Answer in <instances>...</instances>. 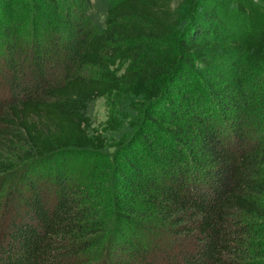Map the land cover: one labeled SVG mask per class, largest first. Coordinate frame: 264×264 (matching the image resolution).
<instances>
[{"label": "trees", "instance_id": "obj_1", "mask_svg": "<svg viewBox=\"0 0 264 264\" xmlns=\"http://www.w3.org/2000/svg\"><path fill=\"white\" fill-rule=\"evenodd\" d=\"M46 1L48 9L37 2L43 14L65 8ZM78 2L57 12L55 29H39L28 13L16 18L17 34L7 22L0 32L8 52L0 70V173L15 162L27 171L0 205V264H264V221L253 219L264 220V120L254 99L242 86L206 95L196 85L154 83L176 82L195 59L212 63L206 50L223 51L232 32L222 2ZM234 8L244 6L230 0ZM176 31L172 67L153 54L127 72L110 68L108 55L121 42ZM142 50L125 48L133 57ZM244 50L264 63V31ZM89 65L97 71L86 75ZM123 85L131 98L120 100L125 115L113 126L111 154L94 104ZM159 120L167 133L152 124ZM88 154L99 157L77 176L72 163Z\"/></svg>", "mask_w": 264, "mask_h": 264}, {"label": "rangeland", "instance_id": "obj_2", "mask_svg": "<svg viewBox=\"0 0 264 264\" xmlns=\"http://www.w3.org/2000/svg\"><path fill=\"white\" fill-rule=\"evenodd\" d=\"M55 1L58 4H62V6L65 8L55 10L56 13L53 11L52 13L48 12V14H43L39 11L41 9L37 8V2H40L42 6H45L46 9H48L50 8V2L48 3L46 0H0V32L2 31L4 34L5 31L3 28L7 22L10 26H12V30H14L17 34V30L15 29L17 24L16 18L18 16L25 17L24 15H28V13L30 14V20L35 22L39 29H42L43 31L49 28L55 29L52 23L55 21L54 18L56 14L58 15L59 13L61 16L64 14L66 15L68 7H70L71 9L69 10L72 11L75 3L78 5L79 0ZM220 1L222 2L220 9L222 11H228L224 18L227 22V26L230 25L229 29L231 28L230 30L232 32V35L229 36L227 45L223 48V51L219 52L217 49L206 50L212 59V63L207 66V64L201 63L200 60L195 59L193 63L188 64V66H185V68L179 72L182 73V77L176 82H171V79H169V81H164V79L161 77L154 83L158 86H163L166 84L169 89L172 87L171 90H173L174 87H178L180 90L185 89L186 91L188 88H193V86L196 85L197 87H201V92L206 95L208 93L209 95H214L215 92L218 91L217 86L224 87L228 90H230L231 87L238 89L242 86V89L250 93L252 96L251 98L254 99L253 101L255 105L258 106V109H256L259 110L258 118H260V120H264V63H255L250 54L244 50L246 44L253 43V41L258 38L259 33L264 31V0H239L244 6L243 10L238 8H234L233 10L227 9L230 4V0ZM8 5H11L13 8V13L12 16L6 19L5 17L7 16L6 14L9 9ZM23 11L26 13H23ZM3 34H0V70L2 69L1 64L3 62V58L8 53L4 48V45H2L4 40ZM178 36L179 32L176 31L158 38H139L121 42L119 50L112 51L111 54L108 55L110 68L114 69L118 74L127 72L129 70L135 69L136 67L138 68L143 66V63L147 60V58L149 56L152 57L153 54H155L159 60L165 62L167 66L172 67L171 63L177 58L178 55ZM11 38L22 39L23 36L19 38L16 35L15 37L11 36ZM135 43H140L143 46L140 56H128V54L125 52V48ZM229 51H233V55H237V53H239V60L236 58H231V53H229ZM96 71L97 69L90 65L86 66L82 70V72L86 75L93 74ZM175 71L173 72L175 73ZM241 74H243V76H241ZM197 78H200V80L195 83ZM235 78L240 79L239 81H236ZM204 85L208 87H204ZM126 90V87L123 85V87H121V91L100 96L95 100L94 104V125L98 130L106 133L107 140L109 144H111V154L116 152L114 149L116 148L117 142V139L115 138L116 129H114L113 126L116 127V125L119 124L121 118L125 115V112L120 110L122 109L120 106V100L127 97L129 99L131 98V96L127 95ZM3 91V86L0 84V96H4L2 95ZM192 95L194 94L192 93ZM168 98L169 97L167 96V98L165 97V99H162L156 108H164V102H166ZM138 116L140 117L141 113L138 112ZM152 124L154 126L156 124L161 130L167 133V125L161 123L160 120L159 122ZM263 130L264 126H262V128H260L258 131ZM97 157H95L93 154H88L87 156H77L75 158L76 160L72 163L73 172L77 174V176L80 175L81 172H85L87 166L92 164V162L95 161V158ZM105 159L106 158L104 156V164H107ZM16 164L17 162H15V166L11 169L1 170L0 184L4 182V179H11V182L6 183L5 188L0 193V205L6 196V189L11 187L10 184H15V181H18L23 176L25 178L27 175V171L21 170L20 164L17 166ZM112 164L113 163H110L109 167H112ZM241 214L243 213L241 212ZM248 216L249 215L247 214L246 217ZM253 219L261 223L264 221L261 217L257 216H254ZM260 252L259 259L263 260L264 262V236L262 237Z\"/></svg>", "mask_w": 264, "mask_h": 264}]
</instances>
